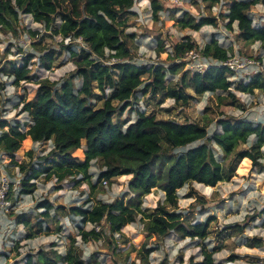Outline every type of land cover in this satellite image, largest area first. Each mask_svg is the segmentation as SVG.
Listing matches in <instances>:
<instances>
[{"label":"clouds","instance_id":"9594fccd","mask_svg":"<svg viewBox=\"0 0 264 264\" xmlns=\"http://www.w3.org/2000/svg\"><path fill=\"white\" fill-rule=\"evenodd\" d=\"M11 4L17 12L16 33L0 31V68L8 61L15 62L19 68L24 59L33 54L29 71L39 75L54 92L61 91L67 82L72 94L80 97L79 90L85 78L72 54L83 56L91 52L85 37L74 33L65 36L62 31L54 35L53 46L57 51H63L60 58L63 63L48 70L41 66L43 53L33 44L45 34L52 35L51 30L44 21L36 19L34 12H22L17 7V0H11ZM110 6L116 13L125 14L127 23L121 26V40L136 34L131 41L132 48L128 57H123L105 44L102 55L92 52L89 59L108 67L117 83L120 72L113 68L114 65L135 69L162 68L165 86L174 91L184 89L186 74L190 80L198 77L207 80L215 79L212 77L215 72L217 77L223 76L228 82L226 87L216 88L202 83L208 90L199 93L188 87L184 89L191 97L187 105L168 96L159 104L158 110L146 104L147 96L139 95L134 100L136 110L125 109L120 117L122 121H128L122 131L126 133L135 125L140 113L147 116L157 110L158 119L180 122H184L186 114L194 124L202 127L203 135L172 147L171 154L180 157L206 146L221 172L231 165L232 174L222 176L214 186L196 180L185 181L182 186L175 187L173 205L169 193L159 184L144 193L134 190L135 173L101 181V174L107 173L110 165L101 158L86 160L87 145L82 142L73 156L78 157L76 164L87 165L85 169H73L72 174L62 169L50 177L42 173L39 179L29 181L30 186H34L33 191L24 193L22 181L26 177L21 165L39 169L44 157H51L48 163L52 164L59 149L54 136L34 139L29 134L35 121L29 111L23 110L24 101L20 97L25 95L26 88L27 100H31L41 85L27 80L17 84L15 74L0 71V121L8 122L0 129V136L16 127L17 122L21 126L18 130L26 136L21 148L15 152V166H10V158L0 148V264H27L29 255L35 264L37 254L41 252L55 254L62 264H69L70 258L80 264H93L95 253L101 255L94 264H114V259L115 264H207L209 260L210 264H264V131H258L264 130V87L258 86V82L264 80V38L250 35L264 29V0H155V4L154 0H130L123 4L113 2ZM234 9L243 14L246 26H241L240 16L233 17ZM131 13L135 15H127ZM185 13L189 24L195 27L182 28L177 24V20L185 19ZM97 15L108 24L114 23L102 9ZM54 19L57 26L65 23L60 16ZM212 19L215 23L207 22ZM119 20L117 16L115 23L119 24ZM3 28L0 24V29ZM32 32L37 35L32 36ZM160 35L168 37L163 48L157 39ZM244 35H250V38L243 40ZM185 45L190 46L189 50L178 56L179 46ZM69 47L71 51L65 50ZM209 49L213 51L209 53ZM176 65H181L180 70L171 71L170 68ZM11 67L8 65V69ZM91 83L93 93L105 100L115 91L112 86H105L101 91L99 81ZM150 83H153L152 75L141 76L134 92L139 94ZM86 102L97 103L94 97H86ZM122 103L124 101H113V107L118 108ZM165 110H171V113ZM225 125L236 129L244 126L247 133L243 139L234 141L231 155L216 138L225 136ZM236 152L248 154L233 163ZM121 163L124 167L132 166L129 162ZM73 181L80 183L77 185ZM96 185L99 186L94 190ZM121 201H132L137 210L118 229L106 225L104 219L93 221L89 217L85 222L83 215L72 211L76 208L95 213L97 208L112 207ZM43 202L52 207L42 206ZM58 206H63L62 213L57 212ZM162 209L178 214V222L189 229L204 225L210 217H215V223L204 237L185 235L164 226L172 221ZM44 213L54 219L55 226L43 221L40 234L27 238L30 231H35L28 221L43 220ZM157 220L164 221V225L159 226V231H153ZM56 226L60 231L55 230ZM236 226L242 227L243 231L232 232ZM49 227H52L51 232ZM217 233H224L227 239L223 236L218 239Z\"/></svg>","mask_w":264,"mask_h":264},{"label":"trees","instance_id":"16d2710c","mask_svg":"<svg viewBox=\"0 0 264 264\" xmlns=\"http://www.w3.org/2000/svg\"><path fill=\"white\" fill-rule=\"evenodd\" d=\"M113 2L123 4L130 3V0H56L55 3H53V0H17V7L22 12H34L36 19L44 21L49 29H52L55 25V16H60L65 21L62 26H57L52 30V36L59 34L61 31L65 36L72 33L76 36L82 35L91 49V52L85 53L83 56H77L74 52L72 54V58L79 63L85 78L84 85L79 90L80 97L72 94L71 85L67 82L61 91L54 92L48 83L31 76L28 64L31 62L33 54H29L19 68L15 65L11 67L10 72L16 75L17 84L20 80H27L41 85L36 90L35 96L24 103L23 110L29 111L35 121V126L30 128L29 134L34 139H48L54 136L59 149L54 154L57 159L52 161V164L48 163L51 157H44L40 161L39 169H34L29 165H21V171L25 173L26 177L22 181V191L31 193L34 186H30L29 181L39 179L42 173H47L50 177L62 169L66 170L68 174H72L73 169H85L87 165L76 164L75 161L78 160V157L73 156L75 150L79 149L83 142L87 145L84 151L86 160L101 158L110 165L109 171L101 174V181L111 180L112 177L121 174L135 173V179L132 182L134 190L138 193H144L159 184L169 193L170 203L174 205L175 201L172 199V193L175 187L182 186L185 181L190 180L214 186L222 176L232 174V166H227L221 172L219 165L211 159L206 146L180 157L171 154L172 147L203 135L202 127L192 121L179 123L174 120H158L155 115L145 116V114L140 113V119L135 125L130 126L125 133L122 131V127L126 122H114L113 118L116 114H123L125 109H131L132 101L137 99L134 92L135 85L140 82V77L143 75H152L153 83L146 85L141 90L142 95L151 94L150 96L153 98H161L162 102L168 96H174L178 103L184 105H187L191 98L184 89L191 87L199 93L208 90L202 87V83L216 88L226 87L228 82L223 76L217 77L215 72L212 73V77L216 78L207 80L202 77L190 80L186 74L184 89L174 91L165 86L162 68L155 70L135 69L121 65L113 66L114 69H119L120 72L119 83L114 81L112 79L113 73L108 67L101 66L89 59L92 52L102 55V48L105 44L118 51L123 57L129 55L130 45L127 41L121 40L123 35L121 26L127 23L124 18L125 14L116 13L110 6ZM101 9L109 18L113 19V24H108L102 16L97 15L98 10ZM127 15H133V13ZM117 16L120 17L119 24L115 23ZM236 16H240L241 26H246L247 21L238 9L233 10V17ZM16 21L17 12L11 4V0H0V24L4 25V28L0 30H11L15 34ZM188 21V14L185 13V19L182 21L177 20V24L182 28L195 27V25H190ZM207 22L215 23V20L212 19ZM250 35L264 38V29ZM250 35H244L242 39L248 40ZM60 47L63 49V45ZM160 47L163 48L162 42H160ZM189 47L187 45L179 46L178 56L186 53ZM65 50L71 51V48ZM208 51L211 53L213 49ZM57 56H60L59 52L57 53L51 49L47 50L41 56V66L50 70L54 67ZM180 67L181 65H176L171 67L170 70L176 72L180 70ZM1 71H8V69L4 68ZM92 81H99L101 91L105 86L114 87L115 91L112 97L105 100L103 96L93 93ZM258 86L264 87V80L259 81ZM86 97H94L102 101V106L95 108L93 104L86 102ZM130 97L132 99H129ZM113 101H124V103L117 108L113 107ZM7 124V121H0V129L6 127ZM20 127L19 122H17L16 127L0 136V148L6 151L13 166L17 164L14 160L15 152L21 148L22 142L26 139V136L18 130ZM225 133L224 137L217 136L216 138L231 155L235 148L234 141L243 139L247 133L244 126L236 129L228 128L227 125H225ZM247 154V152H236L233 163L236 160H241ZM122 161L129 162L132 166L124 167ZM44 166L47 167L43 169ZM75 183L79 184L80 182L75 181ZM42 206L52 207L48 202H43ZM136 210L137 206L132 201H121L112 207H100L97 208L95 213H88L76 208L72 209L74 213L83 215L85 222L88 221L89 217L93 221L104 219L105 224L111 225L113 229H118L119 226L123 225L126 218L131 219ZM63 211V206L57 207L58 213ZM161 211L168 216L172 223L164 225V221L157 220V227L153 228V231H159V226L164 225L165 227H173L185 235L204 237L211 231V225L215 220L210 217L204 225H197V227L189 229L178 222L180 219L178 214L168 212L166 209ZM117 212L118 214H114ZM42 216L43 220L36 218L38 220L34 224L31 220L28 221L31 228L36 230L34 232L30 231L27 238L40 233V226L43 221L54 222V219L49 218L47 213L42 214ZM57 229L60 230L59 227ZM238 231H243V228L239 226ZM218 237L219 235H217ZM95 255L97 253L94 254L93 264L96 260ZM37 256L38 259L35 260V264H62L61 258L56 257L55 254L49 255L41 252ZM27 264H34L31 255L27 257ZM69 264H80V262L70 258ZM207 264H210V260Z\"/></svg>","mask_w":264,"mask_h":264},{"label":"rangeland","instance_id":"374dc122","mask_svg":"<svg viewBox=\"0 0 264 264\" xmlns=\"http://www.w3.org/2000/svg\"><path fill=\"white\" fill-rule=\"evenodd\" d=\"M133 15H135V14L133 13ZM55 27H57V25H54L53 28L50 29V30H51V33H52V30H53ZM0 31H3V30H0ZM32 34H33V35H32ZM31 35L35 37V36L37 35V33H36V32H32ZM135 35H136V34L132 33V34H129L128 36H125L124 39H123V40H125V41L128 42V44L130 45V48H132L131 41L135 38ZM157 39H158L160 42H162V45L164 46V42H165V40L168 39V37H166V36H164V35H160L159 37H157ZM54 43H55V42H54V40H53V36H52V35L45 34L44 36H41L40 39H39L38 41H36V42L33 44V47H36V48H37L38 50H40L42 53L46 52V51L49 50V49H51V50H55V52H57V53L59 52V53H60V56H57V57H56V62L54 63V67H57V66H59L61 63H63V61L60 59V58L63 56V51H57V48L53 46ZM10 47H11V46H10ZM7 51H8V49H6V53H7ZM8 65H12V66H13V65H15V62H13V61H8V64H6L4 68H7V69H8ZM4 68H0V71L3 70ZM10 70H11V69H8V71H10ZM37 71H39V70H37ZM30 75H31V76H34L35 79L41 80V78H40L39 75L34 74V73L31 72V71H30ZM33 80H34V79H33ZM30 82H31V81H30ZM24 92H25V95H22V96L20 97V99H21V101H24V103H25V102H28V101H29V100H27V89H26V88L24 89ZM139 95H142V93L140 92L139 94H135V97L138 99ZM146 96L148 97V99L146 100V104H149L150 106L153 107V109H157V110H158V106H159V104H160V103H163V102L161 101V98H157V97L153 98V97H151L150 95H146ZM95 100L97 101V103L94 104L93 106H94L95 108H99V107H101V106H102V101H100V100H98V99H96V98H95ZM130 110H132V111L136 110V109H135L134 100L132 101V107H131ZM157 110H154V111L150 114V115H155V116H156V119H158V111H157ZM165 111L171 113V110H165ZM213 111H214V110H213ZM122 115H123V114H116V115L114 116V118H113L114 122H118V123L126 122V123H127V122H128L127 120H123V121H122V120L120 119V117H121ZM129 118H130V116H129ZM158 120H163V119H158ZM174 121L179 122V123H182V122H180V121H178V120H174ZM185 121H192V120H191L190 118H188L187 115L185 114V120H184V122H185ZM192 122H193V121H192ZM24 127H28V126L25 125ZM14 160L17 162L16 158H15ZM10 166H13V165L10 164ZM46 167H47V166H44L43 169H45ZM73 183L76 184L75 181H73ZM77 185H78V184H77ZM98 186H99V185L93 186V187H94V190H95V188L98 187ZM189 194H193V193H189ZM6 195H8V194H6ZM58 207H60V206H58ZM213 218L215 219V217H213ZM36 220H38V219L31 220V222L34 224V223H36ZM214 223H215V220L213 221L212 225H213ZM50 224H51L52 226H55L56 222L54 221V222H52V223H50ZM212 225H211V230H212ZM57 227H58V226L55 227V230H56V231H60V230L57 229ZM34 230H36V229H34ZM237 230H239V226H236L235 228H232V232H235V231H237ZM48 231L51 232V231H52V227H49ZM39 234H40V233H36L35 235H39ZM217 235H219L218 239H220L222 236H223L225 239H227V236H226L224 233H217ZM216 250H218V249H214L213 251H216ZM100 255H101V253H97V255H95V259H97ZM233 258H235V257H230L229 259H233ZM17 264H19V262H17ZM102 264H103V262H102Z\"/></svg>","mask_w":264,"mask_h":264}]
</instances>
